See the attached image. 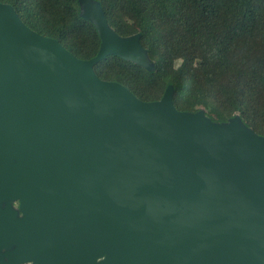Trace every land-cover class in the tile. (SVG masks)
Returning a JSON list of instances; mask_svg holds the SVG:
<instances>
[{"label": "water", "instance_id": "obj_1", "mask_svg": "<svg viewBox=\"0 0 264 264\" xmlns=\"http://www.w3.org/2000/svg\"><path fill=\"white\" fill-rule=\"evenodd\" d=\"M80 1L90 59L0 2V196L43 223L37 264H264V137L177 110L171 87L148 102L99 78L110 54L149 60Z\"/></svg>", "mask_w": 264, "mask_h": 264}, {"label": "trees", "instance_id": "obj_2", "mask_svg": "<svg viewBox=\"0 0 264 264\" xmlns=\"http://www.w3.org/2000/svg\"><path fill=\"white\" fill-rule=\"evenodd\" d=\"M93 1L117 35L139 34L149 60L110 54L94 68L99 78L148 102L171 87L177 110L203 111L219 124L238 120L264 137V0ZM0 2L78 58L97 55L101 38L80 0Z\"/></svg>", "mask_w": 264, "mask_h": 264}, {"label": "flooded vegetation", "instance_id": "obj_3", "mask_svg": "<svg viewBox=\"0 0 264 264\" xmlns=\"http://www.w3.org/2000/svg\"><path fill=\"white\" fill-rule=\"evenodd\" d=\"M21 196H0V264H37L38 253H43L50 239L40 234L42 222L35 221V215L33 220H25ZM7 206L9 209L5 212ZM8 216L18 221L15 232L5 227Z\"/></svg>", "mask_w": 264, "mask_h": 264}, {"label": "rangeland", "instance_id": "obj_4", "mask_svg": "<svg viewBox=\"0 0 264 264\" xmlns=\"http://www.w3.org/2000/svg\"><path fill=\"white\" fill-rule=\"evenodd\" d=\"M137 26V25H136ZM138 27V26H137Z\"/></svg>", "mask_w": 264, "mask_h": 264}]
</instances>
